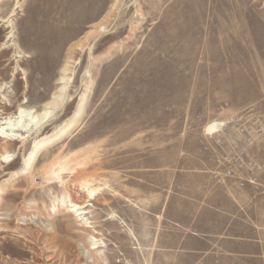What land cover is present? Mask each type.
Instances as JSON below:
<instances>
[{"label":"rangeland","instance_id":"rangeland-1","mask_svg":"<svg viewBox=\"0 0 264 264\" xmlns=\"http://www.w3.org/2000/svg\"><path fill=\"white\" fill-rule=\"evenodd\" d=\"M16 1L0 264H264V0Z\"/></svg>","mask_w":264,"mask_h":264},{"label":"bare ground","instance_id":"bare-ground-1","mask_svg":"<svg viewBox=\"0 0 264 264\" xmlns=\"http://www.w3.org/2000/svg\"><path fill=\"white\" fill-rule=\"evenodd\" d=\"M19 3H20L19 0H17L15 2V5H14L13 9H17V7H19ZM0 19L1 20H5L3 18H0ZM8 21L9 20H7V22ZM67 70H68V67L67 66L64 67L63 71L65 73H66ZM65 80H66V76L63 75V76H61L59 78V83L60 84L65 83L66 82ZM63 89H64V87H61L60 90H63ZM58 98H59V96H56V94L53 96L54 100H56ZM54 100L50 101V102H47L44 105V108L42 110H40V111L30 110V109L27 111V110H24L23 108H20L15 116L6 117V118L2 119V121L0 123V131L5 134V137H10V138H13V139H17L19 137V135L16 133V131L24 130V131H28L29 132L31 130V128H29L30 125L32 127H37V128H40V126L42 127L54 115V111H52V109H54L55 106L57 105L56 101H54ZM27 116H31V121H30V123L26 124L25 126H22V129H21V127H19V124ZM216 126H217V124H212V125L209 126V129L212 130ZM52 138H53V136H52ZM44 141H46V139L38 141V142H36L34 144L33 150H32V155L34 153H35L34 156L37 155V153L39 152V150L42 148L43 144L45 143ZM32 159L33 158L31 156L29 158V160L26 162V166H25L26 169L29 168ZM48 175H46L47 178L49 177ZM48 179H50V178H48ZM73 206L74 207L71 209V211H78L79 209H82L84 207V206H79V205H77L75 203L73 204Z\"/></svg>","mask_w":264,"mask_h":264}]
</instances>
